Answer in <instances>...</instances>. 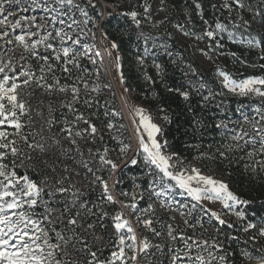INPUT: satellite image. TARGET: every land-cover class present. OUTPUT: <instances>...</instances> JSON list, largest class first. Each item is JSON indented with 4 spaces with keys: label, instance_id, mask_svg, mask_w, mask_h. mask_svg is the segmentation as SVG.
<instances>
[{
    "label": "rangeland",
    "instance_id": "rangeland-1",
    "mask_svg": "<svg viewBox=\"0 0 264 264\" xmlns=\"http://www.w3.org/2000/svg\"><path fill=\"white\" fill-rule=\"evenodd\" d=\"M186 2L187 0H76L79 8L74 7L72 11H69L67 7L59 9L55 0H19V3L4 5L6 9L4 14H10L8 18L12 22L21 16L34 17L35 20L34 22L22 21V24L25 25L23 28H0V33L4 31L9 33L8 36L0 39V65L11 62L17 74L21 69L29 71L25 63L22 62L23 58H21L27 50L15 41L16 35L31 32L34 33L31 36V41H35L40 36L51 33L45 43L51 44L56 51L62 47L60 38L56 36L57 30L63 29L65 33L79 38L81 40L79 45L66 41L63 46L73 48L72 55L85 58L93 67L98 69L104 80L102 90H105L110 101L114 102L122 120V132L126 134L130 143L127 161L131 162L132 159H138L145 168L149 183L146 196L149 202L148 206L151 205L153 211L145 212L144 210L148 207L140 208L138 200L141 201L143 193L141 194L137 186L132 187L131 195L124 194L122 196L124 199L117 195L115 186L118 184H116L115 173L119 168L109 170L105 164H102L99 157L104 155V149L101 150L103 146H95L93 143L86 145L77 141L70 142L67 138L54 132L49 115L41 110V105L45 103L44 94L47 92L45 90L40 91V87L36 83H30L26 90L20 91L19 98L25 102L27 108L26 114L20 117V119H24L21 123L23 126L30 124L29 120H32L33 125L30 128H34L36 132V146L27 153L18 168L23 171L37 170L41 176L37 186L42 189V192L34 208L29 209L27 205H24L22 209L17 211H25L33 220L37 221L38 226L48 232L50 242L51 240L57 242V233L64 237V240L59 242L61 251L55 253V259L52 260L51 264H56V255H60L61 259L64 258L67 246L78 235V233L77 235L74 233L71 236L67 231L68 225L63 227L66 229L65 232H60L58 229L66 221L68 223L71 216L77 220V223L72 225L73 231H78L83 236L86 235L90 240L96 239L98 241L105 240L103 237L105 232L107 240L117 241L111 219L117 213H122L123 219L127 220L133 228L137 237V244L140 240L146 239L151 245L145 254L138 255L135 262L128 261L127 264H172L173 254L182 257L176 264H190L187 257H184V252L189 251L186 245L192 244L193 240L197 242L208 241V245L204 247L211 251L214 256H217L216 264H225L218 259L221 255H216L212 249V241L206 238V235L216 228L214 224L220 223L219 220L211 217L208 210L217 212L220 218L225 221L223 224L220 223L222 226L217 228L218 231L215 229V232H219L216 236H219L218 238L222 242L224 235L229 236L230 228L238 230L237 225L242 219L237 217L235 213L241 212L240 204L234 209H230L223 207L218 201L203 200L197 203L183 189L177 187L174 181L166 178L161 181L162 174L159 173L158 169L145 163V154L140 148L139 139L143 136L147 140V136L140 128L136 109H142L146 115L151 117L153 123L160 126L158 117L142 104L140 98L137 99L127 84L121 72L120 61L122 58L116 48H112L113 43L104 37L101 30V23L104 20H108L109 16H117L120 25L113 24V29L110 30H115V27L118 26L119 36H134L141 43L145 54L163 55L181 65L182 56L180 52H182L191 58L202 72L215 76L219 84L229 92L223 86L222 77L219 73L223 71L228 74V70L235 71L231 56L225 52L221 53L220 50L214 48L211 43L200 36L189 21ZM145 6L149 8L148 12H145ZM53 7H57L59 10L53 12L51 10ZM45 8L48 10L45 11ZM79 9L86 11L87 17L83 16ZM132 11L138 13L136 19L140 21L139 26L127 15ZM4 14H0V18ZM54 17L55 19H53ZM72 18L77 21V24L73 26V30H69L67 24L71 23ZM60 20H64L65 23L60 24ZM85 20L88 22L85 23ZM216 32L214 31V33ZM185 33L189 34L185 35ZM9 40L12 43H6ZM76 53L84 54L76 55ZM117 57H119V68H117ZM8 74L13 75V72L9 71ZM23 79V77L20 78V80ZM190 81L195 86L204 84L206 90L208 89L207 84L202 83L197 78L194 80L190 78ZM229 93L235 97L239 96ZM242 97L249 100L248 105L237 108L234 116L226 118L225 122L223 121L221 130L225 135L222 136V140L218 144H211L206 148L205 157L201 161L183 162L173 155L166 144L164 154L172 157V171L190 175L192 174L191 170L195 168L204 176L223 181L228 185L229 190L236 195L234 189L227 182V162L225 165L223 163L220 169L216 167L224 160L223 155L236 150L239 157L234 159L233 164L238 165L243 173L255 174L259 170V166L257 165L256 171H252L253 163L264 161V153L258 151L261 136L252 127V121L259 119L257 113L264 112V105L259 103L262 97L255 95ZM227 106L224 101L217 100L215 103V107L219 111L225 110ZM125 109L130 121L127 119ZM246 117L247 119H245ZM243 132H247L249 136L240 140L232 139L234 135ZM249 137L253 138L255 143L245 144V140ZM158 140L164 143L162 134L158 136ZM237 144L240 147H236ZM249 152L254 153L253 157L248 156ZM6 171L9 170L6 169ZM262 173L264 174V172ZM2 179L3 177H0V180ZM154 180L156 182L152 183ZM102 181L107 183L109 194L112 195L115 203L107 201L103 192ZM22 184L23 181H21ZM193 186H196L195 181H193ZM162 187L164 194L157 196L155 193L160 191ZM59 188H64L66 191L58 192L57 189ZM22 199L25 198L22 197ZM132 203L137 205L135 211L130 207H125V205ZM81 204L85 205L88 211L82 209ZM162 204L163 206H161ZM46 207L50 209V212L45 210ZM78 212L79 215H77ZM137 217L151 219L153 221L151 227L155 231L146 228L138 221ZM88 225H92V227H88ZM169 225L176 237L174 240L168 235ZM262 225L264 226V224ZM157 232L160 235H156ZM261 238L264 244V237ZM126 251L131 256V251L127 249ZM190 251L193 256L198 252L207 256V251L202 248L194 246ZM61 254H63V258ZM249 255L258 258L257 253ZM246 259L248 264H256L255 259L249 260L247 257Z\"/></svg>",
    "mask_w": 264,
    "mask_h": 264
},
{
    "label": "trees",
    "instance_id": "trees-1",
    "mask_svg": "<svg viewBox=\"0 0 264 264\" xmlns=\"http://www.w3.org/2000/svg\"><path fill=\"white\" fill-rule=\"evenodd\" d=\"M243 7H238L233 0H187V11L189 21L195 27L200 36L213 45L214 48L227 55L235 66V71L228 70V74L233 79H245L248 77H264V0H241ZM228 3L229 8L223 5ZM200 7L197 8L196 5ZM247 21L245 24L244 22ZM225 26V31L218 32L216 24ZM113 24L120 25L117 16H109L108 20L101 23V30L104 37L117 45L116 50L122 60L120 61L121 72L127 84L142 104L158 117L162 129V139L167 142L169 150L183 162L202 160L206 154V148L211 144H218L225 135L221 126L225 119L234 116L237 108L246 107L249 100L242 96H232L217 81L215 76L202 72L196 63L185 54L181 53L182 66L178 62H173L163 55H147L143 52L141 43L134 36H119L117 27L113 29ZM207 31H217L211 38L207 37ZM231 33V37L229 36ZM251 37H256L261 41L260 47L250 48L245 41ZM48 44V43H47ZM36 56L30 51L24 52L23 63L34 75V78L44 77L40 81L39 90H45V103L41 105V110L50 117V124L54 132L67 138V140L82 142L84 144L93 143L95 146H103L101 150L107 149V158L112 160L119 168L115 173V190L119 197L124 199V194L131 195L133 186H137L143 193L138 204L141 209L148 207V180L145 168L137 159L136 164L127 161L129 157V141L122 132V120L117 112L114 102L110 101L109 95L104 88V80L97 68L93 67L88 60L75 56V62L67 65L71 73H64L62 68L64 59L57 61L54 48H45L40 45L36 48ZM40 57H49L48 63L54 65L51 72L45 70L44 60ZM142 61V62H141ZM157 65L160 67L157 68ZM55 77V79H53ZM81 77L82 79H77ZM192 80L199 79L207 84L206 88H200L192 84ZM59 81V85L56 84ZM87 83V88H85ZM52 84L53 90H48L47 85ZM63 86L65 91H59ZM72 86L79 90L76 100H73ZM95 88L96 91L92 89ZM179 89V91H177ZM180 92H188L189 98L185 100ZM208 96L207 100L204 97ZM224 101L228 106L225 110L219 111L215 103ZM88 101V103H86ZM259 103L264 105V97ZM71 105V110L69 108ZM163 109V111H161ZM115 112L116 115L112 113ZM107 113V115H105ZM82 114L97 128V132L92 135L83 130L88 126L83 121H77V115ZM164 116L168 120L163 119ZM30 119V118H29ZM24 119H21L23 123ZM224 121V122H223ZM30 124L22 126L21 135H15V130L3 126L0 130L9 133V139L16 141L19 152L16 156L10 150L0 149L6 156L0 160L2 165H6L9 171H15L17 177L27 176L30 181L39 185L41 176L37 170H22L18 168L24 157L36 146V132L32 120ZM111 123L113 127L108 128ZM219 125V127H218ZM81 132L80 136L75 133ZM22 137H26L22 139ZM118 138V139H117ZM28 145H31L29 147ZM127 145L126 153H121V147ZM224 156V160L217 164V169L226 164L228 166L227 182L234 189L236 195L247 203L240 204V210L244 213V218L237 225L238 230L230 228L229 236H223L222 242L219 240L218 227L222 225L214 224V230L210 231L206 238L212 241V247L216 255L226 257L225 264H248L243 253H257L258 257L264 255V244L262 238L257 234L259 228L264 224V174L257 170L255 174L243 173L239 166L233 164L238 158V152L232 150ZM109 170L111 165L105 166ZM74 218L73 216L70 219ZM257 225L255 229L247 232L245 226L249 223ZM217 223V222H216ZM65 225H68L70 235L78 233L73 242H70L62 258L66 264H88L92 259L90 251L97 253L99 261H106L111 257V253L116 250V240H107L105 232L104 241L90 240L78 231L72 230V225L67 221L60 232H65ZM224 226V225H223ZM218 228V229H217ZM252 237H255L254 239ZM56 243L55 240H51ZM261 252V253H260ZM61 259L60 255H56ZM95 264V262H94ZM216 264V262H214Z\"/></svg>",
    "mask_w": 264,
    "mask_h": 264
},
{
    "label": "snow or ice",
    "instance_id": "snow-or-ice-1",
    "mask_svg": "<svg viewBox=\"0 0 264 264\" xmlns=\"http://www.w3.org/2000/svg\"><path fill=\"white\" fill-rule=\"evenodd\" d=\"M233 2L238 7H243L241 0H233ZM11 3H19V0H0V14H4L6 9L4 7L5 4ZM55 4L59 6V9H63L65 7L68 8L69 11L72 9L79 8V5L76 3V0H55ZM225 8H229L230 5L225 3L223 5ZM39 7V5H37ZM197 8L200 7L199 4L196 5ZM57 7H53L51 10L56 12L59 10ZM48 9L45 8V11ZM81 14L87 17L88 13L83 9H79ZM145 12L149 11V8L145 6ZM66 14V13H65ZM8 15L4 14L2 18H0V28L10 27L12 29L23 28L25 25L22 24V21H33L34 17H24L21 16L19 19H15V22L9 20ZM128 16L139 26L140 21L136 19L138 13L135 11L127 13ZM55 19V17L53 18ZM85 23L88 21L85 20ZM60 24H64V20L59 21ZM245 24L247 21L244 22ZM77 24V21L72 18L71 23L67 24L69 30H73V26ZM216 30L218 32L225 31V26L221 23L216 24ZM189 33H185L188 35ZM9 33L4 31L0 33V39L8 36ZM34 33L26 32L22 35H16L15 41L18 42L20 46H22L25 50L31 52L33 56H36L37 53L35 49L44 45L45 48H52L51 44L45 43L51 33L48 35H42L39 39L35 41H31V36ZM205 35L209 38L215 35L212 31H207ZM231 33L229 36L231 37ZM56 36L60 38V42L62 47L57 51L55 55V59L59 61L61 59V54L64 59V67L62 71L64 73H71V69L67 67L69 64H73L75 62V56L72 55L74 49L71 47L63 46L66 41H71L73 44L79 45L81 40L73 35H69L65 33L63 29L56 31ZM6 43H12L11 40L6 41ZM245 43L250 48L260 47L261 41H258L256 37H251L245 41ZM117 45L115 43L112 44V48H116ZM264 51V49H262ZM84 53H76V55H83ZM23 58V57H21ZM40 59L44 60L45 64L41 67V72L47 69V71L51 72L54 68V65L49 64V57H40ZM261 59H264V55L261 56ZM142 62V61H141ZM93 63L95 61L93 60ZM160 66L157 65V68ZM264 67V65H262ZM117 68H119V57H117ZM7 69V71H6ZM13 72V75H9L8 72ZM219 75L222 77L223 86L229 90V92L237 94L239 96H249L255 95L259 97H264V77H248L246 79H242L240 81L234 80L231 76L223 71H220ZM23 77V80L20 78ZM44 77L34 78L31 71H25L21 69L17 74L15 69L12 67L11 62L0 65V128L3 126L10 127L15 130V135H21L22 123L20 117L26 114L27 108L25 102L19 98V92L26 90L30 83H36L38 86H43L40 84V81L43 80ZM55 79V77H53ZM77 79H82L81 77H77ZM56 84L59 85V81H56ZM85 88H87V83H85ZM206 85L200 84V88H205ZM54 86L52 84L47 85L48 90H53ZM59 91H65L66 88L60 86L58 88ZM73 92V100H76L79 95V90L72 86L71 88ZM96 91L95 88L92 89ZM179 91V89H177ZM180 95L183 96L185 100L189 98L188 92H180ZM208 96L204 97V100H207ZM88 103V101H86ZM71 110V105H69ZM163 111V109H161ZM116 115L115 112L112 113ZM136 114L139 118L140 128L143 129V132L146 133L147 140L144 139L143 136L140 137L139 143L142 152L145 154V163L155 166L158 169L159 173L162 174L161 181L166 178L167 180H171L175 182V185L181 189H183L194 201L200 203L203 200L208 201H218L225 208L234 209L237 205L242 203H247V201H242L240 198L231 192L228 188V185L223 181H218L210 176L202 175L199 170L192 169V174L184 175L179 171H172V157L164 154V148L166 147L167 142L161 143L158 140V136L161 134L162 129L159 125L152 122L151 117L146 115L142 109H136ZM259 116L258 120L252 121L253 130L260 134V147L259 152L264 153V112H258ZM107 115V113H105ZM163 119L165 121L168 120L167 116H164ZM247 119V117L245 118ZM77 121H83L88 127L83 131L88 132L90 129V134L94 135L97 132V128L90 121L85 119L82 114L77 115ZM113 125L111 123L108 124V128L111 129ZM219 127V125H218ZM77 136L81 135L80 131L75 133ZM249 134L247 132H243L242 134H236L232 137L233 140H240L244 137H248ZM22 139L26 140V137H22ZM255 143V140L251 137L245 140V144ZM31 147V145H28ZM127 145H123L121 147V153H126ZM236 147H240L239 144ZM0 149L10 150L13 156H16L19 152V149L16 147V141L9 139V133L5 130H0ZM175 155V154H173ZM223 155V153H221ZM254 153L249 152L248 156L253 157ZM6 156L5 152H0V160L4 159ZM100 161L102 164L111 165L112 169H115L117 165L110 159L107 158V149H105V154L101 155ZM132 164H136L137 160L132 159ZM257 165L259 166V170L264 172V161H256L251 166L252 171H256ZM6 165L0 164V177H3L0 180V264H51L52 260L55 259V253L61 251L60 249V241L64 240V237L57 233V242H50V237L48 232L43 228L38 226V222L33 220L30 215H28L25 211H17L18 209H22L24 205H27L29 209L34 208L38 199L41 195L42 189L37 186L36 183L29 180L27 176L17 177V173L15 171H6ZM91 171V169H89ZM99 179V177H97ZM21 181L23 184L21 185ZM193 181H195L196 186H193ZM154 180L152 183H155ZM103 186V192L108 202L115 203L112 195L109 194L108 185L106 182H101ZM166 187V186H165ZM58 192H64L66 189L59 188ZM157 196H161L164 194V188L162 187L160 191L155 193ZM126 195V194H125ZM25 198V199H22ZM135 200V197H133ZM163 206V204L161 205ZM125 207H130L134 211L137 208L135 203L131 205H125ZM81 208L85 211L88 209L85 205L81 204ZM46 211L50 212V209L46 207ZM145 212H152V206L149 205ZM210 212L211 217L219 220L221 224L225 223L219 216V214L215 211L208 210ZM80 213L78 212L77 215ZM237 217L240 219L244 218V213L237 211L235 213ZM105 215H107L105 213ZM47 218V217H46ZM113 228L115 230V234L117 236L116 241V250L111 253V257L106 261H99L97 259V253L95 251H90L89 255L92 257L91 260L88 261V264H127L128 261L135 262L138 258L139 254H145L146 251L151 247L150 243L144 239L140 240L139 244H137V237L135 232L129 222L123 219L122 213H117L112 218ZM138 221L142 223L149 230L155 231L152 229L153 221L148 218L140 219L137 217ZM77 223L76 218H72L68 220V224L75 225ZM187 223V221H185ZM88 227H92V225H88ZM104 227V225H101ZM257 227L256 224L249 222L244 231L247 232L251 229H255ZM259 236L264 237V226L259 228ZM156 235H160V233H156ZM168 235L174 240L176 237L173 235V231L171 226L169 225ZM253 239L255 237H252ZM130 241V243H129ZM208 245V241L197 242L195 240L192 241V244H187L186 247L189 251L184 252V257H187L190 264H214L217 260V256H214L211 251L204 246ZM202 248L204 251H207V256L200 254L199 252L196 255L191 254V249L193 247ZM215 247V244L212 245ZM131 251V256L128 255V252ZM245 257L249 260L255 259L256 264H264V255L256 258L250 256L248 253H243ZM182 257L178 254H173L172 256V264H176L178 260H181ZM220 262H224L226 257L221 255L218 257ZM56 264H66L63 259H56Z\"/></svg>",
    "mask_w": 264,
    "mask_h": 264
},
{
    "label": "bare ground",
    "instance_id": "bare-ground-1",
    "mask_svg": "<svg viewBox=\"0 0 264 264\" xmlns=\"http://www.w3.org/2000/svg\"><path fill=\"white\" fill-rule=\"evenodd\" d=\"M124 111H125V114H126V116H127V119L130 121V117H129V115H128L127 112H126V109H125Z\"/></svg>",
    "mask_w": 264,
    "mask_h": 264
},
{
    "label": "water",
    "instance_id": "water-1",
    "mask_svg": "<svg viewBox=\"0 0 264 264\" xmlns=\"http://www.w3.org/2000/svg\"><path fill=\"white\" fill-rule=\"evenodd\" d=\"M104 5V4H103Z\"/></svg>",
    "mask_w": 264,
    "mask_h": 264
}]
</instances>
